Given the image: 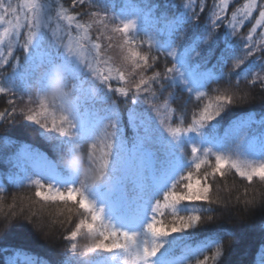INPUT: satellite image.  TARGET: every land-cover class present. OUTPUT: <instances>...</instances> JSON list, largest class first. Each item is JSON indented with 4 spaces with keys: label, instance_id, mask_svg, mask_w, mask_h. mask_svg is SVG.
Returning <instances> with one entry per match:
<instances>
[{
    "label": "trees",
    "instance_id": "16d2710c",
    "mask_svg": "<svg viewBox=\"0 0 264 264\" xmlns=\"http://www.w3.org/2000/svg\"><path fill=\"white\" fill-rule=\"evenodd\" d=\"M61 2L74 14L92 10L87 5L71 8L73 0ZM243 2L230 0L229 17ZM93 3L102 18H109V28L135 24L137 20L141 32L135 27L130 35L141 42L139 50L157 58V70L174 68L160 81L161 91L171 108L179 111L176 115L182 117L184 128L192 125L193 117H198L218 92L230 90L245 98L224 106L220 115L203 127L196 126L194 131L174 137L160 120L164 113L159 117L148 103L150 97L133 95L131 91L122 96L90 73L74 79L64 63L41 62L47 51L41 48L44 34L37 37L26 55L16 47L9 63L0 65V86L16 93L0 95V111L8 117L0 121V264H128L134 258L131 249L103 252L95 248L101 232L110 225L116 231L137 235L141 242L151 241L146 229L155 205L193 169L197 162L193 148L199 150L201 158L223 155L252 164L264 163V88L259 82L250 83L257 78L264 81V52L249 54L243 38L252 21L245 22L237 29L240 35L234 36L227 27L212 26L208 17L212 0H203L205 9L199 18L187 0ZM3 27L0 25V32ZM261 31L257 29L253 34L258 49H264V42L259 40ZM142 33L153 38L144 42ZM93 35H98L95 30ZM21 37L23 44L24 32ZM99 42L102 56L113 61L121 59L119 40L111 41L110 50L103 49L109 41ZM53 46L49 36L46 47ZM3 50H7L6 46ZM16 59L19 63L13 69ZM58 72L63 74L69 95L55 103V109L57 115L62 113L71 121V137L60 136L23 116L13 117L8 111L19 113L28 106L38 111L34 101L48 100L47 93ZM146 74L150 75L151 69ZM128 79L135 81L139 77ZM126 81H113V87H125ZM201 94L206 97L198 101ZM47 122L51 126V121ZM176 123H180V118ZM107 131L112 132L111 163L100 169L99 161L89 155L88 146ZM103 147L99 144L98 155ZM74 161H80V166L73 167ZM89 176L99 180H90ZM37 182L61 191L83 189L95 208L103 209V223L96 231L84 228L77 239L66 241L63 236L77 224L92 223L78 206L48 204L43 216L48 222L44 230L23 216L16 217L29 198L36 200ZM213 183L222 203H181L174 212L166 211L161 217L166 224H171L177 215H198L202 220L186 231L159 238L156 243L163 246L147 264H202L205 257H212V264H264V204L244 208V200L259 198L264 184L255 181L254 185H247L230 171L223 178L217 176ZM24 210L27 212V208ZM217 251L222 253L219 259L215 258Z\"/></svg>",
    "mask_w": 264,
    "mask_h": 264
},
{
    "label": "snow or ice",
    "instance_id": "6c2138e0",
    "mask_svg": "<svg viewBox=\"0 0 264 264\" xmlns=\"http://www.w3.org/2000/svg\"><path fill=\"white\" fill-rule=\"evenodd\" d=\"M188 6L192 8L193 14L199 18L205 9L203 0L196 3L195 0H187ZM77 5H87L89 12L74 14L71 9L65 6L61 0H18L13 3L12 0H0V25H4L0 32V65L6 66L9 60L13 58V50L20 47L25 55L30 52L32 45L37 37L44 34L45 39L41 41V48L47 49L41 62L64 63L72 72L74 79H81L85 72L90 73L96 80L105 84L111 91L119 93L122 96L145 95L150 97L148 103H151L159 117L163 112L161 122L168 127L172 136H178L184 131H194L196 126L203 127L206 123L216 119L224 106L231 105L237 100L245 97L236 92L225 90L218 92L201 109L198 117L194 116L192 125L184 128L181 116H177V109L170 106L168 98L162 94V79H166L168 74L174 71L173 67H165L161 72L157 70L155 63L157 58L150 57L139 50L141 42L132 39L131 33L135 29L134 23L119 24L109 28V18L101 17L96 11L93 0H73L71 8ZM230 0H212V6L208 17L214 28L221 26L231 30L234 36H239L237 29L242 27L245 22L252 21V26L246 37L249 54L256 55L258 52H264V49H258L253 41V34L257 29H261L259 40L264 42V0H244L230 13ZM226 20V23H225ZM93 30L98 35H93ZM25 33L24 43L20 44L21 33ZM49 36L53 38L54 46L46 47V41ZM107 40L109 43L103 46L104 50L112 48L111 41H120L121 59L113 61L111 57L102 56V45L99 41ZM7 48L6 51L3 49ZM150 47V46H149ZM19 63L16 59L13 69ZM12 69V71H13ZM151 69V74H146ZM138 76V80L128 79L126 77ZM113 81L125 82V87H113ZM260 83L264 88V81L257 78L250 83ZM135 84L134 90L132 84ZM16 95L11 89L0 86V95ZM206 95L201 94L197 100H202ZM30 103L32 97L28 96ZM14 105V101L10 100ZM38 104L39 110L30 106L22 109L19 113L9 109L16 115L23 116L29 122L39 125L49 131L56 132L63 137H71L73 127L69 118L59 113L55 109V103L48 100L34 101ZM180 118V123H176ZM7 114L0 111V121H6ZM47 121H51V126ZM112 132L107 131L104 136L95 143L88 146L89 155L99 161L100 169L107 168L111 163L112 155ZM99 144H103V149L98 155ZM193 155L197 162L191 171H188L180 179V183L173 186L161 201H158L154 208V214L151 223L147 225V233L152 238L151 241H140L137 235L124 233L114 230L110 225H105L101 232V240L95 245L97 250L103 252H113L120 249H131L134 252V258L128 264H147L150 258L155 257L163 246L156 241L161 237L170 236L173 233L183 232L201 222L202 217L198 215L173 216L171 224H166L161 217L165 212L175 211L181 203L193 205H212L221 204L222 199L219 195V189L214 192V181L217 176L223 178L227 172H233L241 180L246 181L247 185H254L255 181L264 184V163L252 164L233 159L228 156L215 155L209 158L205 155L200 157L199 150L193 148ZM214 160V162H213ZM182 187V190H178ZM34 196L35 201L28 199L26 204H22L16 217L23 216L29 223L44 230L47 221L43 219L45 207L48 204H69L78 206L79 210L86 213L91 218L92 223L81 222L72 230L65 233L63 239L74 241L79 236V231L87 228L90 231L98 230L103 223V209L97 210L95 205L84 194L83 189L69 188L65 191L54 188L52 185L36 183ZM264 204V192H261L259 198L253 196L251 199L244 200V208ZM35 207V211L33 208ZM27 208V212H25ZM72 210L71 208L69 209ZM12 214L10 213L9 216ZM9 217H5V220ZM72 250H75V244H72ZM222 255L220 251L215 253V258L219 259ZM202 264H212V257H205Z\"/></svg>",
    "mask_w": 264,
    "mask_h": 264
},
{
    "label": "clouds",
    "instance_id": "9594fccd",
    "mask_svg": "<svg viewBox=\"0 0 264 264\" xmlns=\"http://www.w3.org/2000/svg\"><path fill=\"white\" fill-rule=\"evenodd\" d=\"M68 95L69 93L65 85L63 74L58 72L53 78L51 88L47 93V99L50 103H59L62 102ZM80 164V161H74L72 166L79 167ZM88 179L99 180V177L89 176Z\"/></svg>",
    "mask_w": 264,
    "mask_h": 264
},
{
    "label": "rangeland",
    "instance_id": "374dc122",
    "mask_svg": "<svg viewBox=\"0 0 264 264\" xmlns=\"http://www.w3.org/2000/svg\"><path fill=\"white\" fill-rule=\"evenodd\" d=\"M134 25L136 27V30L138 32H141L140 26L138 25V21L137 20H135V24ZM142 35L144 36V39H143L144 42L151 41L150 39L153 38L152 36H150V34H144V33H142Z\"/></svg>",
    "mask_w": 264,
    "mask_h": 264
}]
</instances>
